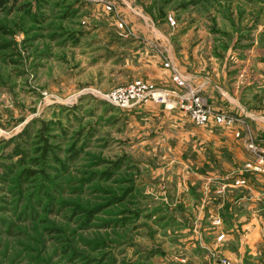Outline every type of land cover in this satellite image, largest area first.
<instances>
[{"label": "rangeland", "instance_id": "374dc122", "mask_svg": "<svg viewBox=\"0 0 264 264\" xmlns=\"http://www.w3.org/2000/svg\"><path fill=\"white\" fill-rule=\"evenodd\" d=\"M261 58L264 0L1 2L0 264H231L227 182L264 184L245 170L264 145ZM152 64L200 90L180 66L208 65L235 124L99 94Z\"/></svg>", "mask_w": 264, "mask_h": 264}, {"label": "crops", "instance_id": "0c3cea01", "mask_svg": "<svg viewBox=\"0 0 264 264\" xmlns=\"http://www.w3.org/2000/svg\"><path fill=\"white\" fill-rule=\"evenodd\" d=\"M257 65H259V62ZM151 67L155 70L151 76H147L149 79L148 81L153 82L159 86V88H177L175 83L171 80L170 71L168 69L158 67L156 64H152ZM193 67L189 68L186 65L180 66L183 70L191 69V71L195 72L196 76L194 83L201 88V93L210 106L223 107L224 100L219 102L218 100L221 97L213 92L214 88L211 78L213 79L215 76L212 75L211 77V74H209L208 65L201 68L196 66L197 68L195 70ZM263 67L264 59L261 58V69L259 72V81L256 85V88H258L256 92L264 91ZM149 106L151 105H148V107ZM150 116H152V114H150ZM175 121L177 123L180 122L177 117H175L174 122ZM204 129L206 130L207 127ZM217 129L224 131V133H228L226 129L222 127ZM243 176H245L248 181V185L246 186H233V180L227 182V184L234 189H229L226 196V212L228 213L225 223H227L229 228L227 226V236L223 244L224 254L229 258L231 264H235V262L236 264H264V184L259 178L255 177L257 175L252 173ZM229 179L230 178H227L224 181H229Z\"/></svg>", "mask_w": 264, "mask_h": 264}, {"label": "built area", "instance_id": "2783aa9c", "mask_svg": "<svg viewBox=\"0 0 264 264\" xmlns=\"http://www.w3.org/2000/svg\"><path fill=\"white\" fill-rule=\"evenodd\" d=\"M172 24L175 23L171 17ZM172 68V80L178 90L160 89L152 83L137 79L125 86L103 93L102 96L111 103L121 108H131L137 105H145L149 102L164 104L166 109H176L183 116L189 118L197 126L217 125L232 127L236 118L229 113L211 107L201 90L194 87L188 77L181 74L174 66L166 64ZM240 133L238 132L237 135ZM251 152V159L245 164V170L256 174L264 175V145L251 141L247 145ZM247 179L243 176L236 178L234 186H245Z\"/></svg>", "mask_w": 264, "mask_h": 264}, {"label": "trees", "instance_id": "16d2710c", "mask_svg": "<svg viewBox=\"0 0 264 264\" xmlns=\"http://www.w3.org/2000/svg\"><path fill=\"white\" fill-rule=\"evenodd\" d=\"M5 0H0V5H1V2H4Z\"/></svg>", "mask_w": 264, "mask_h": 264}]
</instances>
